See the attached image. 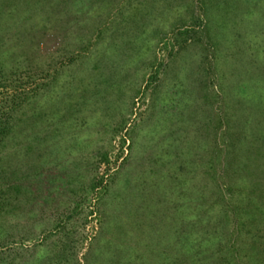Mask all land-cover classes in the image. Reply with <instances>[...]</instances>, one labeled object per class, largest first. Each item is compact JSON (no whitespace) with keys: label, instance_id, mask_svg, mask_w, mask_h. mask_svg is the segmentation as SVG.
I'll list each match as a JSON object with an SVG mask.
<instances>
[{"label":"rangeland","instance_id":"1","mask_svg":"<svg viewBox=\"0 0 264 264\" xmlns=\"http://www.w3.org/2000/svg\"><path fill=\"white\" fill-rule=\"evenodd\" d=\"M0 264H264V0H0Z\"/></svg>","mask_w":264,"mask_h":264}]
</instances>
